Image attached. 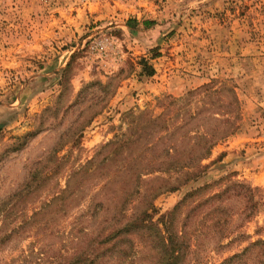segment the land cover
Wrapping results in <instances>:
<instances>
[{
  "label": "rangeland",
  "instance_id": "1",
  "mask_svg": "<svg viewBox=\"0 0 264 264\" xmlns=\"http://www.w3.org/2000/svg\"><path fill=\"white\" fill-rule=\"evenodd\" d=\"M209 84L226 87L225 102L237 100L239 129L203 162H215L205 177L152 201L155 220L193 190L211 185L195 201L222 191L226 178L264 193V0H0V210L10 211L0 212V238L27 224L0 245V264H79L85 250L94 257L107 219L101 207L118 190L106 185L125 156L77 173L128 131V114L158 117L186 98L198 112V90ZM157 176L167 178L145 176L140 194L131 192L128 218ZM228 207L236 214L228 237L201 225L186 264H222L264 240V214L242 222L243 201ZM133 239L125 264H155L150 245ZM233 264L260 263L252 249Z\"/></svg>",
  "mask_w": 264,
  "mask_h": 264
},
{
  "label": "trees",
  "instance_id": "2",
  "mask_svg": "<svg viewBox=\"0 0 264 264\" xmlns=\"http://www.w3.org/2000/svg\"><path fill=\"white\" fill-rule=\"evenodd\" d=\"M129 27L137 28V22L135 20L129 22ZM144 63L145 74L152 77L155 74L153 67L148 62ZM224 90L226 87L219 89L211 84L200 88L198 92L204 97V105L198 112L192 113L189 110L190 100L186 98L181 101L170 100L164 106L165 112L158 117H153L146 111L128 114L125 117L128 131L117 135L103 146L96 158L77 173L94 175L96 169H102L103 161L117 163L119 156L122 154L125 156L126 165L121 171L126 170L124 173L126 176L118 181L121 171L112 172L106 185L117 186L118 190L108 199L107 208H104L105 205L101 207V214L105 213L107 219L103 220L106 224L102 222L101 228L97 230L96 235L94 234L93 247L96 254L90 258L88 250L81 252L79 264H104L105 259L114 257L117 264H125L135 253L136 242L133 239L135 236L150 245L155 255V264H186L191 248V237L200 231L201 225H205L209 230H221L222 238L228 237L225 234L236 215L232 214L233 211L228 207L231 200L243 201L244 208L240 212L242 222H250L264 214L263 190L226 178L223 181H228V184L222 191L195 201L211 185L193 190L173 210L155 220L158 210L152 201L164 193L176 192L205 177L210 165L215 162L211 164L203 162L210 159L212 150L219 143L236 135L240 119L236 116L239 114L238 102L235 99L225 102L222 93ZM50 112L48 109L45 114ZM206 113L208 116L204 115ZM103 155L104 158L99 161ZM219 158L222 160L223 155ZM158 173L166 175L167 178L157 176L149 181L153 185L143 197L141 206L136 208L137 213L128 218L125 206L131 192L136 189L134 194H140L143 178ZM1 211L6 212L5 218H8L10 211L8 209ZM200 217L199 222L205 218L207 221L199 223ZM26 227L25 223L1 237L0 245H5ZM252 249L253 254L256 253L257 263L264 264V240L250 244L242 254L234 255L222 264H233L236 260L248 256Z\"/></svg>",
  "mask_w": 264,
  "mask_h": 264
}]
</instances>
